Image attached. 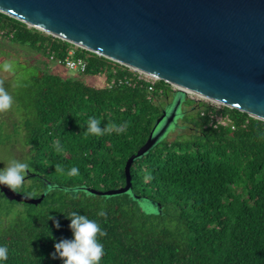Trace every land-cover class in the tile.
Instances as JSON below:
<instances>
[{"label":"trees","instance_id":"16d2710c","mask_svg":"<svg viewBox=\"0 0 264 264\" xmlns=\"http://www.w3.org/2000/svg\"><path fill=\"white\" fill-rule=\"evenodd\" d=\"M0 37L48 61V53L58 59L73 50L87 63L86 77L126 75L118 63L2 13ZM11 78L0 86L13 96L10 112L20 119L23 161L31 165L16 192L44 198L30 205L0 192V245L8 248L3 264H62L51 253L56 241L71 237L64 216L72 211L106 232L99 237L100 264H264L263 121L224 107L236 129H203L200 105L186 99L188 111L195 105L184 117L194 125L190 142L160 139L133 161L128 192L97 196L88 189L125 185V163L148 139L171 86L157 81L151 94L145 85L108 89L46 69ZM90 118L100 121L102 134L88 130ZM11 126L0 144L20 136L18 125ZM73 167L78 174H69Z\"/></svg>","mask_w":264,"mask_h":264},{"label":"water","instance_id":"95a60500","mask_svg":"<svg viewBox=\"0 0 264 264\" xmlns=\"http://www.w3.org/2000/svg\"><path fill=\"white\" fill-rule=\"evenodd\" d=\"M0 13L177 89L264 122V0H0ZM181 98L164 107L148 139L124 166L125 185L88 191L112 196L130 190V167L182 114ZM9 201L39 204L0 186Z\"/></svg>","mask_w":264,"mask_h":264},{"label":"rangeland","instance_id":"374dc122","mask_svg":"<svg viewBox=\"0 0 264 264\" xmlns=\"http://www.w3.org/2000/svg\"><path fill=\"white\" fill-rule=\"evenodd\" d=\"M0 52V83L2 81H7L12 76V81L16 82L17 80L27 78L29 75L36 74L38 70L43 69L62 78H79L80 80L95 85L96 87H101L106 81L105 74H103L102 77H86L76 71L68 70L61 65L46 60L41 54L26 46L12 44L2 37H0ZM5 65H10L11 67L5 68ZM171 91L172 92H169L168 95L170 102H175L181 98L183 101L184 99H187L197 105L191 95L186 94L185 96H182L174 89V87H171ZM164 100H166V97L162 96L160 101L163 102ZM195 105L193 106L194 108ZM194 108H190L189 112L191 113ZM10 111L11 110L9 109L5 112H0V122L4 121L5 123L2 128L3 130L1 131L2 133H0V140H6L7 137L13 133V128L11 126L12 123L18 125L20 136L11 137L8 145L0 144V168L7 166L13 159L23 161L25 158V152L27 151L23 146L21 138L23 132L22 128H20V119ZM190 127L187 126L184 120V125L182 124L178 129L171 128L167 130L161 139L190 142L192 139L191 135L194 133Z\"/></svg>","mask_w":264,"mask_h":264},{"label":"clouds","instance_id":"9594fccd","mask_svg":"<svg viewBox=\"0 0 264 264\" xmlns=\"http://www.w3.org/2000/svg\"><path fill=\"white\" fill-rule=\"evenodd\" d=\"M5 65V68H10ZM13 96L6 88L0 86V112H5L12 107ZM88 130L95 134H102L100 121L90 118ZM31 171L30 162L13 159L7 166L0 168V186L7 187L12 192L17 191L24 184L27 174ZM79 173V168L73 167L70 175ZM98 215L106 216V212L101 210ZM68 228L71 232L70 238H62L54 243V250L51 253L52 259H60L62 264H100L105 255L104 245L99 237L106 235L100 224L90 219L87 215L72 211L68 216ZM52 219V217H51ZM54 227L60 228L59 221ZM8 259L7 246L0 245V264Z\"/></svg>","mask_w":264,"mask_h":264},{"label":"built area","instance_id":"2783aa9c","mask_svg":"<svg viewBox=\"0 0 264 264\" xmlns=\"http://www.w3.org/2000/svg\"><path fill=\"white\" fill-rule=\"evenodd\" d=\"M49 61L55 63L57 65H61L64 68L76 71L79 74H85L87 63L82 58H75L74 51L70 50L64 58L56 59L54 55L49 54ZM120 66H123L119 64ZM126 68V75L121 76L120 78H111L109 81H105L102 86L111 89L114 87H137L138 85H145L146 91L148 94H151L157 83V79L146 75L145 73L139 72L132 68L123 66ZM115 69L112 70V73H115ZM103 74L99 73L96 77H102ZM176 91L177 89L174 88ZM192 96V99L196 102V104L200 105L199 115L200 117L205 118V123L203 124V129H221L227 128L231 131L236 129L233 119L231 116L224 111L223 105L214 102L212 100L197 96L195 94L189 93ZM244 127V125H243Z\"/></svg>","mask_w":264,"mask_h":264},{"label":"flooded vegetation","instance_id":"af4514ba","mask_svg":"<svg viewBox=\"0 0 264 264\" xmlns=\"http://www.w3.org/2000/svg\"><path fill=\"white\" fill-rule=\"evenodd\" d=\"M169 100L170 99L167 96L166 97V100H164L163 102H159V103H162V109L164 107L170 105V104L173 105L176 102V101L175 102L174 101L173 102H170ZM185 101H186L185 99H184V101L182 100L181 103H180V105H179V107H178L179 108L178 109V112H180L182 114V117H181L180 120L177 121V126H176L175 129H178V127H181L182 124L184 125V119H185L184 117H185L186 114H189V111L187 110V108H184V105H183L185 103ZM194 112H195V110L193 109L191 113L194 114Z\"/></svg>","mask_w":264,"mask_h":264},{"label":"bare ground","instance_id":"6f19581e","mask_svg":"<svg viewBox=\"0 0 264 264\" xmlns=\"http://www.w3.org/2000/svg\"><path fill=\"white\" fill-rule=\"evenodd\" d=\"M189 93H190V91H187V90H186V94H189Z\"/></svg>","mask_w":264,"mask_h":264},{"label":"crops","instance_id":"0c3cea01","mask_svg":"<svg viewBox=\"0 0 264 264\" xmlns=\"http://www.w3.org/2000/svg\"><path fill=\"white\" fill-rule=\"evenodd\" d=\"M192 127H190L192 130H193V127H194V125H191Z\"/></svg>","mask_w":264,"mask_h":264}]
</instances>
